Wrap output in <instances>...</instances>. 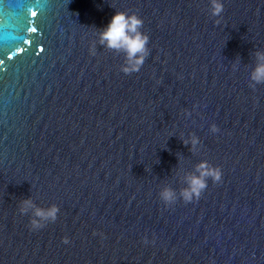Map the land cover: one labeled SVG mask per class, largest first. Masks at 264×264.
<instances>
[{
    "label": "water",
    "instance_id": "95a60500",
    "mask_svg": "<svg viewBox=\"0 0 264 264\" xmlns=\"http://www.w3.org/2000/svg\"><path fill=\"white\" fill-rule=\"evenodd\" d=\"M220 2L0 0V264H264V0ZM116 11L149 36L130 76L99 43ZM202 161L221 182L166 207Z\"/></svg>",
    "mask_w": 264,
    "mask_h": 264
},
{
    "label": "clouds",
    "instance_id": "9594fccd",
    "mask_svg": "<svg viewBox=\"0 0 264 264\" xmlns=\"http://www.w3.org/2000/svg\"><path fill=\"white\" fill-rule=\"evenodd\" d=\"M210 9L213 17H219L224 11V5L220 0H210ZM216 23L218 24L219 20ZM143 24V20L136 14L129 15L125 12L116 11L107 26L99 31L101 46L123 54L124 63L121 72L126 76L138 73L150 54L149 36L141 31ZM255 56L257 64L250 76L252 81L250 87L253 89L256 85L264 84V53L256 52ZM210 131L215 134L219 129L213 124ZM199 142L197 137H192L193 149ZM184 144L187 146L188 141H184ZM209 179L214 184L220 183L222 171L219 167H213L207 161H202L196 166L195 174L185 177L186 186L180 190L179 197L173 189L166 187L159 193V198L166 207L174 205L178 199H181L185 204L198 201L207 189ZM30 210L32 217L30 229L33 231L43 229L49 223H55L60 211L56 205H51L45 209L37 207L31 199L22 201L19 207L20 214H28ZM147 242V240L144 241V243ZM62 243L68 244V238H63Z\"/></svg>",
    "mask_w": 264,
    "mask_h": 264
},
{
    "label": "snow or ice",
    "instance_id": "6c2138e0",
    "mask_svg": "<svg viewBox=\"0 0 264 264\" xmlns=\"http://www.w3.org/2000/svg\"><path fill=\"white\" fill-rule=\"evenodd\" d=\"M32 15L35 16L36 15V12H32ZM31 31L34 32V31H36V29L35 28H32Z\"/></svg>",
    "mask_w": 264,
    "mask_h": 264
}]
</instances>
